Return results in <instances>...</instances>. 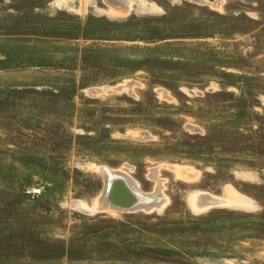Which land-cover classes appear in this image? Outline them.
I'll return each instance as SVG.
<instances>
[{
	"label": "rangeland",
	"instance_id": "rangeland-1",
	"mask_svg": "<svg viewBox=\"0 0 264 264\" xmlns=\"http://www.w3.org/2000/svg\"><path fill=\"white\" fill-rule=\"evenodd\" d=\"M0 264H264V0H0Z\"/></svg>",
	"mask_w": 264,
	"mask_h": 264
},
{
	"label": "bare ground",
	"instance_id": "bare-ground-1",
	"mask_svg": "<svg viewBox=\"0 0 264 264\" xmlns=\"http://www.w3.org/2000/svg\"><path fill=\"white\" fill-rule=\"evenodd\" d=\"M99 170L104 176L105 180L107 181L105 192L103 193L102 198L100 199V202H99V207L104 208V209L114 210V211L115 210L116 211H128V210H134L138 208H146V210H150L151 207L154 205H156V207L162 206L161 203L164 199L160 195L161 186L159 185L161 184L159 183L161 182L157 183L158 186L156 187L154 194L144 195L141 192H139L138 186L136 184L137 182H135V185H134V183L129 181L128 178L124 176L123 173L110 171L106 168H102ZM106 194H109L108 197ZM153 197L155 198L154 199L155 203H151L153 201L150 202V200L153 199ZM204 197L200 195L196 197V205L199 208L211 207L213 206V204L215 205V201L213 198L205 199ZM107 199H108V202H107Z\"/></svg>",
	"mask_w": 264,
	"mask_h": 264
},
{
	"label": "water",
	"instance_id": "water-1",
	"mask_svg": "<svg viewBox=\"0 0 264 264\" xmlns=\"http://www.w3.org/2000/svg\"><path fill=\"white\" fill-rule=\"evenodd\" d=\"M151 136L148 134V133H142V135H141V139H148V138H150ZM105 179V178H104ZM106 181V180H105ZM112 182V181H111ZM106 183H107V181H106ZM109 193V192H108ZM107 195V197H108V195L109 194H106ZM107 202H108V199H107ZM113 205H115V204H113ZM121 207V206H120Z\"/></svg>",
	"mask_w": 264,
	"mask_h": 264
}]
</instances>
